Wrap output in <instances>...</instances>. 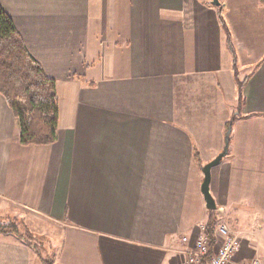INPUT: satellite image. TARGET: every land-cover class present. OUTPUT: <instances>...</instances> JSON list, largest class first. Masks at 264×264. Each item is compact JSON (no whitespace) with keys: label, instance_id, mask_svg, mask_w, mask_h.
<instances>
[{"label":"crops","instance_id":"obj_1","mask_svg":"<svg viewBox=\"0 0 264 264\" xmlns=\"http://www.w3.org/2000/svg\"><path fill=\"white\" fill-rule=\"evenodd\" d=\"M218 1L237 80L211 0H0L58 110L55 140L23 145L0 93V216L48 228L51 264L180 263L226 140L209 192L239 263L264 257V5ZM38 256L0 235V264Z\"/></svg>","mask_w":264,"mask_h":264},{"label":"trees","instance_id":"obj_2","mask_svg":"<svg viewBox=\"0 0 264 264\" xmlns=\"http://www.w3.org/2000/svg\"><path fill=\"white\" fill-rule=\"evenodd\" d=\"M264 5V0H259ZM218 21L223 29L225 44L232 56V69L237 80L236 55L231 35L222 15V8L215 7ZM238 84V102L241 106L243 82ZM0 93L6 99L19 127V140L23 145L49 144L56 138L57 95L55 81L48 77L40 64L27 52L12 20L0 9ZM217 217L209 210L206 218V233L213 241L214 225ZM19 223L13 219L9 224L0 223L1 234H12L34 248L32 235L25 230L18 232ZM39 257V256H38ZM51 264L50 260H43Z\"/></svg>","mask_w":264,"mask_h":264},{"label":"built area","instance_id":"obj_3","mask_svg":"<svg viewBox=\"0 0 264 264\" xmlns=\"http://www.w3.org/2000/svg\"><path fill=\"white\" fill-rule=\"evenodd\" d=\"M214 211L217 220L214 225L213 241L206 233V222L199 224L191 241L185 236L181 238L187 250L184 259L178 264H240L237 252L241 238L229 227L223 217V208L216 207ZM251 264H264V257L254 258Z\"/></svg>","mask_w":264,"mask_h":264},{"label":"rangeland","instance_id":"obj_4","mask_svg":"<svg viewBox=\"0 0 264 264\" xmlns=\"http://www.w3.org/2000/svg\"><path fill=\"white\" fill-rule=\"evenodd\" d=\"M1 216H0V223L2 224H9L13 219H16L17 222L19 223L18 232L20 235L22 234L24 235L25 230L31 233L32 238L30 239V241L34 245L35 247L34 249L41 254L43 260L46 261L52 258L54 248L57 247L56 245L57 242L54 241V239L52 240L50 237H48L49 235L48 228H46L47 229L46 232L41 233L39 230L41 229L42 224L38 223L37 221H35L34 223L30 222L31 221L30 218L25 217V219L23 220V218L21 217L11 218L6 216L1 217ZM20 216H22V214ZM0 235H9L17 238L15 235L12 234L0 233ZM34 264L36 263L34 262ZM37 264H46V263L42 261L41 263L37 262Z\"/></svg>","mask_w":264,"mask_h":264},{"label":"water","instance_id":"obj_5","mask_svg":"<svg viewBox=\"0 0 264 264\" xmlns=\"http://www.w3.org/2000/svg\"><path fill=\"white\" fill-rule=\"evenodd\" d=\"M211 3L215 6L219 5L218 0H211ZM229 131V129H228ZM227 131V135H228ZM227 140L225 141L224 147L221 152H219L212 160L204 164L201 168L202 174H203V179L200 185V190L203 195L204 201H205V206L208 210H214L216 208V205L214 203V200L212 196L210 195L209 192V178H210V169L216 165L221 158L226 154L227 152Z\"/></svg>","mask_w":264,"mask_h":264}]
</instances>
